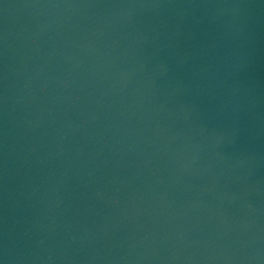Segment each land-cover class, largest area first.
<instances>
[{"label": "water", "instance_id": "95a60500", "mask_svg": "<svg viewBox=\"0 0 264 264\" xmlns=\"http://www.w3.org/2000/svg\"><path fill=\"white\" fill-rule=\"evenodd\" d=\"M0 264H264V0H0Z\"/></svg>", "mask_w": 264, "mask_h": 264}]
</instances>
